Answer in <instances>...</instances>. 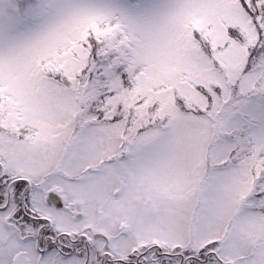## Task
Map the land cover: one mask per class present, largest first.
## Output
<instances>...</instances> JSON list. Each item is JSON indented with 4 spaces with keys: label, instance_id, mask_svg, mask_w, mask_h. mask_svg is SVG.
Masks as SVG:
<instances>
[{
    "label": "snow or ice",
    "instance_id": "6c2138e0",
    "mask_svg": "<svg viewBox=\"0 0 264 264\" xmlns=\"http://www.w3.org/2000/svg\"><path fill=\"white\" fill-rule=\"evenodd\" d=\"M0 264H264V0H0Z\"/></svg>",
    "mask_w": 264,
    "mask_h": 264
}]
</instances>
